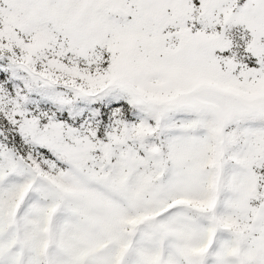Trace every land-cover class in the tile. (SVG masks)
<instances>
[{
	"label": "snow or ice",
	"instance_id": "1",
	"mask_svg": "<svg viewBox=\"0 0 264 264\" xmlns=\"http://www.w3.org/2000/svg\"><path fill=\"white\" fill-rule=\"evenodd\" d=\"M0 264H264V0H0Z\"/></svg>",
	"mask_w": 264,
	"mask_h": 264
}]
</instances>
